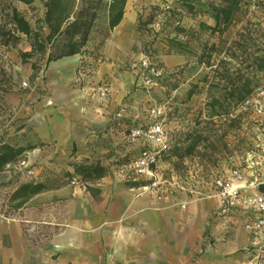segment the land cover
I'll use <instances>...</instances> for the list:
<instances>
[{
	"label": "rangeland",
	"instance_id": "374dc122",
	"mask_svg": "<svg viewBox=\"0 0 264 264\" xmlns=\"http://www.w3.org/2000/svg\"><path fill=\"white\" fill-rule=\"evenodd\" d=\"M225 4L145 0L137 16L141 44L136 57L147 55L157 63V85L132 88L135 113L126 115L120 109L105 128L58 146L38 136L41 109L54 91L102 82H87L89 58L96 54L85 49L86 61L77 74L60 81L52 65H45L46 55L24 58L33 37L21 33L12 19L15 9L33 31H42L43 0H0V143L25 148L0 171V233L8 244L19 224V264H122L124 259L116 255L117 238L132 232V224L124 226L122 218H133L132 204L138 198L150 202L151 216L172 223L161 224L165 233L167 228L173 232L158 237V264H264V240H254L244 230L245 217L252 215L233 211L240 219L231 227L226 220L232 212L219 215L214 195V178L232 167L240 168L247 182H264V118L244 109L242 102L223 107L215 103L222 101L228 79L238 70L251 78L248 96L264 86V69L253 73L246 68L256 58L264 61V0H234L226 19L219 12ZM99 40L95 37L93 43ZM152 106L164 109L170 147L152 174L137 175L127 164L141 145L129 141V129L144 124ZM192 135L198 140L189 149ZM176 145L182 148L181 156L174 152ZM75 164L101 166L103 176L84 181L74 172ZM53 174L59 186L34 195L19 209L10 207L9 195L19 184L52 180ZM122 189L128 196L123 200L125 193L118 192ZM259 189L264 191V184ZM186 228L188 236L183 234Z\"/></svg>",
	"mask_w": 264,
	"mask_h": 264
},
{
	"label": "crops",
	"instance_id": "0c3cea01",
	"mask_svg": "<svg viewBox=\"0 0 264 264\" xmlns=\"http://www.w3.org/2000/svg\"><path fill=\"white\" fill-rule=\"evenodd\" d=\"M145 0H126L121 21L114 26L99 47L91 40L85 49L92 48L96 57L92 60L91 73L87 75V82L91 85L98 81L110 82V94L106 100L98 99L91 91L92 87L86 86L83 89L64 90L60 89L47 97L48 106L41 109V116L38 119V128L41 141H53L56 145H63L68 142H77L86 137L91 129H102L109 124L111 116L120 109L131 115L137 111V105L133 104L135 92L134 86L139 80L128 69L127 61L140 53V33L137 29V16L141 4ZM150 3L154 0H148ZM85 52L65 56L51 61L52 74L62 81L66 76L77 74L76 70L83 61H86ZM125 67V68H123ZM133 116V115H132ZM135 117V116H134ZM118 192L125 193L122 197L127 198V190ZM215 201V200H214ZM128 202V201H127ZM133 218L127 220L122 218L123 225L132 224V232L124 237L117 238L116 255L124 259L126 264H158V250L161 244L158 238L162 235H172V229H165L161 224L171 225V221L165 218L151 216L153 207L144 198L133 201ZM227 218L233 227L240 218L236 212ZM245 216H243L244 219ZM246 218V217H245ZM121 218H119L120 220ZM216 222V220H214ZM224 221L223 223H227ZM228 224V225H229ZM220 222H216L217 228ZM188 226V224H187ZM12 237L8 244H3L0 233V264H19L23 249L22 234L19 224L14 226ZM214 228V227H213ZM186 228L183 234L189 235ZM125 232V230H124ZM126 233V232H125ZM161 256V254H160ZM130 259L131 261H128ZM122 263V264H123Z\"/></svg>",
	"mask_w": 264,
	"mask_h": 264
},
{
	"label": "trees",
	"instance_id": "16d2710c",
	"mask_svg": "<svg viewBox=\"0 0 264 264\" xmlns=\"http://www.w3.org/2000/svg\"><path fill=\"white\" fill-rule=\"evenodd\" d=\"M29 2V0H20ZM226 3L219 8V12L224 15V19L230 16L234 0H221ZM126 0H43L44 15L42 31H33L31 25L15 9H12V19L17 29L33 37L30 49L22 53L24 58L32 56L34 53L46 55L45 65L65 56H71L85 52V46L95 37L100 40L97 44L102 45L109 31L122 19ZM217 23L219 15H215ZM251 72L264 69V61L256 58L246 65ZM229 87L223 91V99L215 100L220 107L224 105H237L241 103L251 92L250 76H244L242 70H238L233 78L228 79ZM223 101L227 103L224 104ZM192 137L189 149L197 143L198 136ZM174 152L178 156L183 154L181 146H174ZM25 150L22 146H14L10 143H0V171L7 165L16 161ZM186 151V150H185ZM104 168L98 165L88 166L85 164H75L74 172L87 181L91 177L99 178L103 176ZM43 179L38 182H23L19 184L9 195L12 202V209H19L28 199L45 190L55 188L60 185L59 178ZM66 176H71L66 172Z\"/></svg>",
	"mask_w": 264,
	"mask_h": 264
},
{
	"label": "built area",
	"instance_id": "2783aa9c",
	"mask_svg": "<svg viewBox=\"0 0 264 264\" xmlns=\"http://www.w3.org/2000/svg\"><path fill=\"white\" fill-rule=\"evenodd\" d=\"M127 67L139 80L138 85L146 89L157 85L161 69L149 56L130 58ZM110 89V84L102 81L92 87L91 91L98 99L106 100ZM241 105L254 115L264 118V86L246 97ZM120 113L118 115H121ZM146 118L144 124L132 125L128 134L131 143L141 145L137 154L127 164L129 171L137 175L152 174L162 153L170 147L163 125L164 109L161 106L149 107L146 110ZM120 172H123V169ZM262 184L264 182L257 179L247 182L243 171L238 167L230 168L225 174L213 180L218 214L227 217L235 210L251 214V217L247 215L244 220V230L254 240H264V191L259 189Z\"/></svg>",
	"mask_w": 264,
	"mask_h": 264
}]
</instances>
